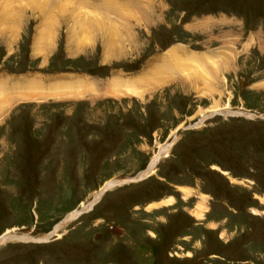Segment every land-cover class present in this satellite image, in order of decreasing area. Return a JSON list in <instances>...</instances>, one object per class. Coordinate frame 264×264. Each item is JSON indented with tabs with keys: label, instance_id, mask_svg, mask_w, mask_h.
<instances>
[{
	"label": "rangeland",
	"instance_id": "1",
	"mask_svg": "<svg viewBox=\"0 0 264 264\" xmlns=\"http://www.w3.org/2000/svg\"><path fill=\"white\" fill-rule=\"evenodd\" d=\"M65 1L0 0V101L28 75L89 90L0 103V236H29L0 243V264H264V0ZM178 46L212 58L209 76L108 92Z\"/></svg>",
	"mask_w": 264,
	"mask_h": 264
},
{
	"label": "bare ground",
	"instance_id": "2",
	"mask_svg": "<svg viewBox=\"0 0 264 264\" xmlns=\"http://www.w3.org/2000/svg\"><path fill=\"white\" fill-rule=\"evenodd\" d=\"M65 3H66V1H65ZM62 7H61V9H62ZM85 12H86V10H85ZM88 18L89 17H86L85 18L86 21H83V22H85L88 25H91V24H89L90 23V19H88ZM87 19H88V21H87ZM100 19H102V18H100ZM79 24H80V27L86 28L85 24H83V23H79ZM72 27H74V26H72ZM110 53H111L110 51L109 52L107 51L106 55H109ZM160 58H161V63L156 64L157 66L155 65L152 68L148 69L147 72L144 73V75L142 73V76L140 78L137 77L134 80L124 79L123 81L121 80V78H120V80H119V78H115V77L112 78L110 81H108L109 82L108 85H107L108 92H110L111 94H114L115 96H118L119 94L122 95V94H125V93L128 94V95H140L142 93L141 89L137 88L134 85V82H138L140 86L144 85V87H147V85H145V81H147L149 83L152 82L151 85H153V82L156 83L157 81H159V80H156V79L162 78V77H158L157 75H162V74L166 75L167 73H168V75H170L169 74L170 72L178 71L182 67L188 68V66H190L192 68V70L201 71L200 77L201 78H205L206 76H209L210 71H209L208 68L205 69L204 61L205 62L209 61L211 63L213 62V60H211L212 58H210V57H206V56H203V55L200 56L199 54H196L194 52L189 54L185 50V48H183L181 46H178L177 48L174 47V48L167 49L165 51V54L163 56H161ZM28 77H32V76L28 75L27 77H23L22 79L20 78L19 80L13 81V83L10 84V86L12 88L10 90L11 91V96L3 98L2 101H0V103L3 102V103L7 104V102H10V101H12L14 99L22 100L24 98H33V97L42 98V97H46V96H50V95L51 96L52 95L53 96L54 95H63L64 96V94H66V95L75 97V96H81L83 93L86 92V90H88V89H85L88 86V85L85 86V79L84 80L83 79L80 80L75 75L65 76L67 79H65V77L64 78H52V79H54V81L49 86H45V88H41L40 87V85L44 87L42 82H40L38 80H37L38 82L37 81L35 82L34 81L35 78L33 79V77H32V79H31V78H28ZM119 77H121V76L119 75ZM37 78H38V76H37ZM163 78H165V77H163ZM82 83L84 84L85 87L82 85ZM8 86H9V84H8ZM14 89L15 90H21L22 92L18 91L17 93H14V91H13ZM92 89H90V91ZM0 106H2V107H0V108H2V110H3V107H5L4 104L3 105L0 104ZM224 108H225V110L220 111L218 105L217 106L216 105L211 106L210 108L207 109L208 110L207 111V116H212V114L214 115V114H217L218 112L219 113L222 112V113H225V114L232 112V109H230L229 106L226 105ZM0 112H2V111L0 110ZM237 114L248 115L249 112H247V111H237ZM172 143H173V141H172ZM170 144L171 143L168 142V143H166V144H164L162 146H159V150H158L157 154H155L152 157V159L150 160V162H149V164L147 166V169H144V170L140 171L138 173L137 177L130 178V179H112L111 181L105 182L95 192L94 199H92L87 204H85V202L80 203V206H79L78 209H75V210L69 212L64 217V219L61 222H59L53 228V235L57 234V236L59 237L60 235H58V231H59V229H61L62 226H64V223H67V222L71 221L76 216L80 215L82 212L90 209L91 206L93 204H95V202H97V200H99V198L103 195L104 192L110 190L116 184H122L124 182L127 183V182H131V181L141 180V179H144L145 177H147V175L150 174L152 172L153 168L155 167V165L157 163V160H158L157 157L158 158L162 157V155L165 152H167V150L171 147ZM189 192H190V189H185L184 196L185 195H189ZM203 200L204 199L201 198V200L198 203V206L196 208L199 209L200 207H202L200 203H203ZM172 201H173V197L172 196H168L166 198H162L157 203H153V204L149 205L147 208L150 209V208L158 207L160 205H168V204H171ZM196 213H197V211L194 212V214H196ZM198 216L200 217L201 215H198ZM12 230H15V229H12ZM12 230H8V231H6L4 234H2L0 236V243H2L4 241H8V240H17V239L24 240L25 238L29 237V236L27 237L26 235H17V234H15L16 232H13ZM45 238L46 237H44V239Z\"/></svg>",
	"mask_w": 264,
	"mask_h": 264
},
{
	"label": "flooded vegetation",
	"instance_id": "3",
	"mask_svg": "<svg viewBox=\"0 0 264 264\" xmlns=\"http://www.w3.org/2000/svg\"><path fill=\"white\" fill-rule=\"evenodd\" d=\"M203 113L206 115L205 117H207V110L203 111ZM183 195H184V193H183Z\"/></svg>",
	"mask_w": 264,
	"mask_h": 264
},
{
	"label": "crops",
	"instance_id": "4",
	"mask_svg": "<svg viewBox=\"0 0 264 264\" xmlns=\"http://www.w3.org/2000/svg\"><path fill=\"white\" fill-rule=\"evenodd\" d=\"M216 106H217V105H216ZM166 197H167V196H166ZM157 201H159V199H158ZM151 202H156V200H152ZM151 202H149V203H151ZM149 203H148V204H149Z\"/></svg>",
	"mask_w": 264,
	"mask_h": 264
}]
</instances>
